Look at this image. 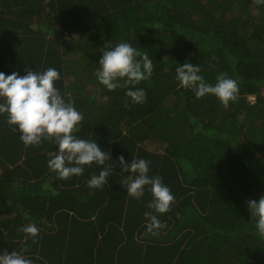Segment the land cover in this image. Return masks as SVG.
Listing matches in <instances>:
<instances>
[{
	"label": "trees",
	"instance_id": "obj_1",
	"mask_svg": "<svg viewBox=\"0 0 264 264\" xmlns=\"http://www.w3.org/2000/svg\"><path fill=\"white\" fill-rule=\"evenodd\" d=\"M121 42L152 60L151 79L132 89L146 92L144 103L96 76L104 44ZM186 62L209 84L227 73L237 101L225 108L211 94L197 99L175 79ZM50 67L83 116L74 135L111 158L60 179L47 164L59 146L25 147L0 114V254L28 247L22 254L32 264H264V238L246 203L264 195V4L0 0V72ZM121 155L150 162L148 175L175 197L168 212L146 207L148 186L140 199L128 195L120 181L135 174L121 175ZM107 165L108 183L89 187ZM145 211L167 225L155 236ZM28 224L39 229L35 242L18 231Z\"/></svg>",
	"mask_w": 264,
	"mask_h": 264
},
{
	"label": "clouds",
	"instance_id": "obj_2",
	"mask_svg": "<svg viewBox=\"0 0 264 264\" xmlns=\"http://www.w3.org/2000/svg\"><path fill=\"white\" fill-rule=\"evenodd\" d=\"M253 2L258 5L264 4V0ZM102 53L96 71L98 81L109 91L127 88L126 96L131 98L132 103H144L146 92L140 88L132 89L141 81L150 80L152 77L154 66L148 54L126 42L115 46L105 43ZM175 71V79L180 86L191 89L197 99L211 94L217 97L225 108L229 106L230 101L235 102L238 99V83L228 77L227 73H219L213 85L205 82L204 77L199 74L200 67L193 63L179 65ZM58 79L59 72L51 67L39 73L29 68L24 76L17 72L11 75L0 72V114H7V123L13 126L14 131L20 132V139L25 147L38 146L44 140L58 145V151L47 153L50 157L47 164L60 179H68L73 175H82L85 165L91 166L92 163L105 165L111 156L102 151L95 141L84 140L74 135L79 131L78 126L83 116L75 108L71 95L68 94L66 101L55 87V81ZM125 106H128L127 102ZM118 160L123 170L121 175L135 174L127 175L120 181L128 195L140 199L145 194V187L148 186L153 199L146 207L160 214L168 212L175 197L161 177L148 175L150 162L134 158L129 164L123 155ZM113 166L107 165L99 175H93L87 181L88 186L103 188L108 183ZM246 203L251 221H254L260 237L264 238V195L260 196L259 201L252 199ZM144 216L148 220L147 232L153 236L167 226L152 211H145ZM18 231L31 237L35 242L39 229L35 224H28ZM28 250V247H24L20 252L5 251L0 254V264H32V261L22 254Z\"/></svg>",
	"mask_w": 264,
	"mask_h": 264
},
{
	"label": "rangeland",
	"instance_id": "obj_3",
	"mask_svg": "<svg viewBox=\"0 0 264 264\" xmlns=\"http://www.w3.org/2000/svg\"><path fill=\"white\" fill-rule=\"evenodd\" d=\"M252 98H253V96H252ZM151 147H154L153 145H151Z\"/></svg>",
	"mask_w": 264,
	"mask_h": 264
},
{
	"label": "built area",
	"instance_id": "obj_4",
	"mask_svg": "<svg viewBox=\"0 0 264 264\" xmlns=\"http://www.w3.org/2000/svg\"><path fill=\"white\" fill-rule=\"evenodd\" d=\"M253 98H254V96H253Z\"/></svg>",
	"mask_w": 264,
	"mask_h": 264
}]
</instances>
